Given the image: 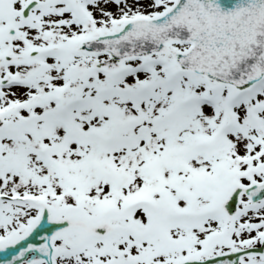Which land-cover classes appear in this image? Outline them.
Masks as SVG:
<instances>
[{"label":"snow or ice","instance_id":"obj_1","mask_svg":"<svg viewBox=\"0 0 264 264\" xmlns=\"http://www.w3.org/2000/svg\"><path fill=\"white\" fill-rule=\"evenodd\" d=\"M0 264H264V0H0Z\"/></svg>","mask_w":264,"mask_h":264}]
</instances>
